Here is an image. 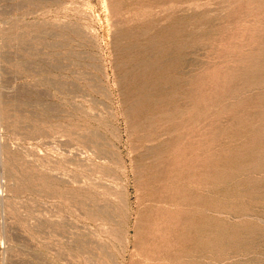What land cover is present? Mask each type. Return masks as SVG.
I'll use <instances>...</instances> for the list:
<instances>
[{"label":"rangeland","instance_id":"1","mask_svg":"<svg viewBox=\"0 0 264 264\" xmlns=\"http://www.w3.org/2000/svg\"><path fill=\"white\" fill-rule=\"evenodd\" d=\"M0 264H264V0H0Z\"/></svg>","mask_w":264,"mask_h":264}]
</instances>
